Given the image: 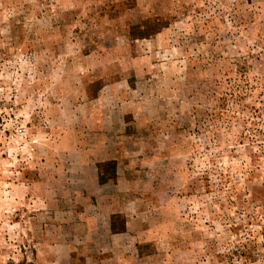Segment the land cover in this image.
<instances>
[{
	"label": "rangeland",
	"instance_id": "obj_1",
	"mask_svg": "<svg viewBox=\"0 0 264 264\" xmlns=\"http://www.w3.org/2000/svg\"><path fill=\"white\" fill-rule=\"evenodd\" d=\"M0 264H264V0H0Z\"/></svg>",
	"mask_w": 264,
	"mask_h": 264
}]
</instances>
